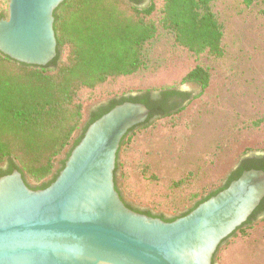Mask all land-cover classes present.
<instances>
[{
	"label": "water",
	"instance_id": "water-1",
	"mask_svg": "<svg viewBox=\"0 0 264 264\" xmlns=\"http://www.w3.org/2000/svg\"><path fill=\"white\" fill-rule=\"evenodd\" d=\"M5 1L0 53L48 65L56 56L53 13L63 0ZM148 116L139 103L113 107L87 127L45 189H30L17 170L0 177V264H212L263 199L264 171H243L171 222L137 213L120 199L113 172L122 140Z\"/></svg>",
	"mask_w": 264,
	"mask_h": 264
},
{
	"label": "rangeland",
	"instance_id": "rangeland-1",
	"mask_svg": "<svg viewBox=\"0 0 264 264\" xmlns=\"http://www.w3.org/2000/svg\"><path fill=\"white\" fill-rule=\"evenodd\" d=\"M7 6L0 0L5 16ZM209 8L222 31V58L182 51L170 34L160 31L144 51L153 69L109 87L155 90L152 94L174 87L187 94L178 112L152 119L124 137L113 172L123 201L167 218L218 190L244 157L264 155V0L249 7L240 0H212ZM196 65L207 67L209 73V86L202 94L195 84L180 82ZM107 99L96 97L84 106L81 126L57 157L53 172L72 150L89 111ZM262 218L224 241L212 264H264Z\"/></svg>",
	"mask_w": 264,
	"mask_h": 264
},
{
	"label": "trees",
	"instance_id": "trees-1",
	"mask_svg": "<svg viewBox=\"0 0 264 264\" xmlns=\"http://www.w3.org/2000/svg\"><path fill=\"white\" fill-rule=\"evenodd\" d=\"M211 1L63 0L53 13L56 56L48 65L18 63L0 53V165L8 163L6 171L0 170V177L17 170L24 181L29 179L37 189L47 188L63 168L64 163L53 176L57 157L81 126L84 106L96 97L121 100L92 114L83 133L95 120L124 102L142 103L149 109L147 120L130 132L152 119L178 112L182 107L172 111L176 105L164 104L156 110L149 97L155 90L112 91L109 87L153 69L144 51L160 31L170 34L174 46L182 51L222 58V31L209 8ZM255 1L240 0L247 7ZM4 17L0 10V19ZM180 82L195 84L202 94L209 86L207 67L196 65ZM158 92H172L183 101L187 99V94L174 87ZM82 137L83 134L73 148ZM243 159L223 187L200 199L182 216L227 188L243 171H264V157ZM258 162L260 166H256ZM50 176L52 179L46 182ZM258 217L264 221V197L234 233H244Z\"/></svg>",
	"mask_w": 264,
	"mask_h": 264
},
{
	"label": "flooded vegetation",
	"instance_id": "flooded-vegetation-1",
	"mask_svg": "<svg viewBox=\"0 0 264 264\" xmlns=\"http://www.w3.org/2000/svg\"><path fill=\"white\" fill-rule=\"evenodd\" d=\"M145 2H146V0H144ZM179 92V91H178ZM182 93V92H181ZM149 97H150V100L154 103V107L156 108V110H158L157 108H158V106H160V105H164L165 104V106H172V105H176L177 106V108L176 109H174V110H172V111H176V110H178L179 108H181L186 102H187V99L186 100H182V99H180L179 97H177V96H175V94H173L172 92L171 93H168V95H164L163 93H154V94H150L149 95ZM124 98H128V95L127 96H124ZM121 100V97H116L115 99H107L106 101H104V102H101V103H98L96 106H94L90 111H89V113H88V115H87V118H86V121H85V123H84V125H83V127H82V129H81V131H80V133H79V135L77 136V138L75 139V141L79 138V137H81V135L82 134H84L83 133V129L85 128V126L87 125V123L89 122V120L91 119V117H92V114H95V113H98L101 109H106V108H108L109 106H110V104L113 102V101H115V102H119ZM139 104H142V103H139ZM142 105H144V104H142ZM117 106V105H116ZM145 106V105H144ZM115 107V106H114ZM146 107V106H145ZM157 117V116H156ZM74 141V142H75ZM74 144V143H73ZM73 146V145H72ZM73 148V147H72ZM68 152V151H67ZM70 152L71 151H69L68 153H66L65 154V157H66V159L68 158V156L69 155H67V154H70ZM262 157H264V155H252V156H249L248 158H255V159H257V158H262ZM66 159L65 160H63V161H60V163H59V167H58V169H57V171H55V172H53V176L58 172V170H60L61 169V167H62V164L66 161ZM241 160H244V159H241ZM241 163V162H240ZM240 163H238V165L236 166V168L235 169H233L230 173H229V175L227 176V178H226V180L224 181V183L222 184V186L221 187H223L226 183H227V181H228V179H229V177H230V175H231V173L232 172H234V171H236L237 169H238V167L240 166ZM260 163L258 162L257 164H256V166H260L259 165ZM0 166H3V167H0V170H2V171H6L7 169H8V163L7 162H4V163H2ZM257 170V169H256ZM60 172V171H59ZM23 178V177H22ZM52 179V176H50L48 179H46L45 181L47 182V181H49V180H51ZM24 180V179H23ZM25 183H26V185L30 188V189H36V190H40V189H37L36 188V186H33V185H31L29 182H27V180H25ZM220 187V188H221ZM118 192V191H117ZM212 193V192H211ZM119 194V193H118ZM119 197H120V194H119ZM120 199H121V197H120ZM122 200V199H121ZM123 201V200H122ZM123 203H124V205L127 207V208H129V209H131V210H133V211H135V212H137V213H140V214H143V215H146V216H150V217H153V218H157V219H160V220H162V221H164V222H171V221H173V220H175L176 218H179V217H181L183 214H185L186 212H188L190 209H187V211H184V212H182V213H180L179 215H177L176 217H169V218H167L166 216H163V215H161V214H155V213H153L152 211H149L148 209H140V208H136V207H134V206H132L130 203H127L126 201H123Z\"/></svg>",
	"mask_w": 264,
	"mask_h": 264
}]
</instances>
